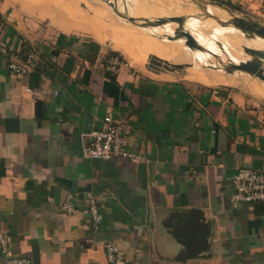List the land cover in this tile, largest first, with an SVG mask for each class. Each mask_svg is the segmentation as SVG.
<instances>
[{"label":"crops","instance_id":"0c3cea01","mask_svg":"<svg viewBox=\"0 0 264 264\" xmlns=\"http://www.w3.org/2000/svg\"><path fill=\"white\" fill-rule=\"evenodd\" d=\"M216 1L241 8L237 0ZM188 4L173 2L163 10L186 15L184 26L204 32L205 39L215 17L228 18L217 5V13L204 9L203 19L190 16L195 9ZM252 15L264 19V4ZM0 16L9 17V48L17 55L23 51L20 57L33 54L24 74L7 68L8 56L0 58V232L9 239L10 254L26 256L31 264H112L103 247L109 239L137 264H264V204L232 201L230 183L237 167L264 170V103L227 87L239 78L223 70L224 59L168 58L185 64L182 78L128 65L111 74L101 66L113 51L100 43L106 41L71 37L65 32L73 31H60L51 20L57 30L30 27L1 7ZM127 26L149 37V48L145 42L140 53L130 45L137 64L124 54L131 66L143 67L159 38ZM253 39L250 47L264 49L263 38ZM161 41L170 49L178 44ZM248 57L243 52L234 62ZM24 86L35 92L26 93ZM245 88L264 98V82L247 79ZM113 109L129 117L127 139L144 154L143 163L83 156L89 143L84 133ZM88 191L103 216L96 231L84 199ZM67 195L77 207L73 214L62 207ZM190 210L202 211L201 222L210 221L211 232L210 250L193 258L167 220Z\"/></svg>","mask_w":264,"mask_h":264},{"label":"built area","instance_id":"2783aa9c","mask_svg":"<svg viewBox=\"0 0 264 264\" xmlns=\"http://www.w3.org/2000/svg\"><path fill=\"white\" fill-rule=\"evenodd\" d=\"M237 4L243 10L257 13L259 7L264 4V0H237ZM8 20L9 17L0 16V58L2 55L8 56L7 68L15 74H24L30 69L33 54L28 53L26 56L20 57L9 48L4 38V27ZM118 56L117 54L106 56L102 62V68L111 74H116L123 65H127ZM23 89L29 94L35 92L28 86H24ZM130 128L131 125L127 115L114 109L106 111L100 126L84 133L89 143L83 148V156L103 160H126L134 165L143 163L145 161L144 154L138 149L136 144L127 139ZM230 183L233 187L232 201L264 204V170H257L248 166L237 167L230 177ZM84 199L91 229L96 231L103 224V216L97 199L90 191L84 193ZM62 207L68 214H73L77 211V207L70 195H67L64 199ZM8 244V237L3 232H0V255L4 259L3 264H31L30 259L26 256L10 254ZM103 247L110 263L137 264L136 262L128 261L124 252L113 241L106 239L103 242Z\"/></svg>","mask_w":264,"mask_h":264},{"label":"rangeland","instance_id":"374dc122","mask_svg":"<svg viewBox=\"0 0 264 264\" xmlns=\"http://www.w3.org/2000/svg\"><path fill=\"white\" fill-rule=\"evenodd\" d=\"M193 1H196V2H193ZM173 2L179 3L183 6L190 3V5L195 9V11L192 12V14L190 16H195L197 18L203 19L206 17V14L204 13V7H205L206 3H210L213 5L220 6L227 11L228 18L225 20L229 21L231 18H233L236 15V16H241V17H245V18H251L254 21H257L259 23L261 21H264L263 18H260L259 16H256V15H252L253 13L249 12L248 10L246 11V10H243L242 8H233L230 6V5H232L231 3H229L230 5H226V3L219 4V2L221 3L222 1H218V3H217V1L215 2V0H188V1H184V2L182 0H0V7L3 10H5L9 15H11L13 18L18 19V20L23 21V22H28L31 25L30 27H32L33 23H36V26H33V27L38 26V28L39 27L42 28L43 31H51V30H57L59 27L56 24H54V25L57 26L58 28L54 27L50 23L48 18L47 19L46 18L41 19V18L33 17V15H31V14L34 13L35 15H39L42 17H44L42 14H48V13H50V14L52 13L51 15H53L54 13H55V15H58L59 10L55 9V5L61 6V4H62L66 8H70V10L72 9L75 11H81L83 13H87L88 15L93 16L94 18H97L98 20L101 19L103 21H107V22H111V23H113V21L114 22L119 21V22L126 23V25H133L136 27L135 29L137 31H139L140 33L143 32L144 30H150L155 35H157V37L159 39L163 40V38L155 31V25L152 26L149 24L148 25L143 24L142 20H139V19H142V18L154 19L156 17L169 16L170 14L167 11H164L163 8L167 9V7L172 5ZM33 5L34 6H36V5L40 6L41 8L48 11V13L47 12L44 13L41 11L35 12L34 11L35 9H33V11H31L30 9ZM42 5H46V6H42ZM47 5H49L50 7H47ZM50 14H48V15H50ZM124 15L127 17H129V16L136 17V20L135 21H129L126 17H124ZM179 16H186V15H179ZM217 19H215L216 24L211 25V27L207 31H205V33H211V34H214L216 36V38H214L212 40L209 39L208 41H210V40H211V42L213 40L216 41L215 43H213L215 46L214 50L219 55H221V52H223V53L226 52L225 55H230L232 57L233 56L239 57L241 54L239 55L237 53V50H238V47H239V49L242 47L241 49L243 50L242 43L236 41V39L233 38V36L230 33L231 30L225 31L224 27L221 24L219 25V22L217 21ZM57 21L59 23L65 24L66 26L71 25L67 20L63 21V20L58 19ZM185 22L186 21L183 22V28H185V26H184ZM261 24L264 25V23H261ZM163 25H165L167 27L169 33H171V35H170L171 37H168V38H170V39L176 38V40H177V38H181L179 45H182V47H184V48H181V50L183 52H186L185 47L187 48L188 46L185 43V39L182 37H178L174 34V30L177 29L178 25L173 22V25L175 27V28H172L173 31L171 30L169 22H167ZM25 27H26V29L30 28L27 25ZM60 29L61 28H59V30ZM61 30H63V29H61ZM64 31H67V30H64ZM65 33H68L71 37H84V38H88V39H94L90 35H88L87 33H84V32L82 33V32H78V31L77 32L73 31V32H65ZM203 33L204 32L200 33L201 35L196 37V40L198 43H203V44L206 43L207 39H205L206 36ZM191 34H194V33H191ZM139 35L140 34H138L136 32V33H134V36H132V37L128 36L127 38H123L124 40L128 39L127 41L133 45L134 50H136L137 52H139L138 49H140L141 47L143 49H145L146 45L144 43L146 42V40H149V37L146 38L145 42L141 43V45H140V42L136 41V37H138ZM218 37H220V38L217 39ZM253 42H255V41H253ZM100 43L102 44L103 47L109 49L110 51L111 50L116 51L119 54L118 57L124 63H127V65L129 67H131L132 69H135L136 71L141 72V73L143 72L146 74L153 75L154 71H151V70L146 68V65L148 63V59L144 65L145 67L144 66L140 67V68L139 67H133L129 64V61L124 56V54H122L119 50L114 49L109 42H100ZM149 44L150 43H147V48H149ZM157 45H158L157 43L156 44L154 43V46L152 47L150 55L153 53V49L156 48ZM147 48H146V50H148ZM243 52H244V50H243ZM180 56H182V55H180ZM177 59H178L177 61L179 62L181 60H184V57H182V58L180 57ZM223 62H224L223 63L224 66L228 64V61L226 59ZM181 64H183L182 68H178L174 71H171L172 75H174V77H176V78H182L183 77L185 64L184 63H181ZM219 66H221V65L219 64ZM205 68H206V70H210L209 69L210 67L205 66ZM263 68H264V62H263ZM223 70H224V68H223ZM162 71H167V70H162ZM235 72H236V76L239 78V82L234 86H227V85H221V86L236 87V88L242 90L243 92H245L247 94V96L253 98L254 100L256 99L259 102L264 103L263 97L253 95L248 90H246V88H245L247 79L248 80L257 79L260 82H263V81H261L258 77L252 76V75H250L246 72H243V71H235ZM244 75L247 76L248 78L244 79L243 78Z\"/></svg>","mask_w":264,"mask_h":264},{"label":"water","instance_id":"95a60500","mask_svg":"<svg viewBox=\"0 0 264 264\" xmlns=\"http://www.w3.org/2000/svg\"><path fill=\"white\" fill-rule=\"evenodd\" d=\"M124 17H126L129 21L136 20V17H127L125 15ZM139 20H142L143 24H149L152 26L162 25L167 22H174L178 25L177 29L174 30V34L178 37H184L187 46L191 48H203L202 45H200L197 40L193 37V35L183 28L185 16L169 15L164 17H156L154 19L142 18ZM217 21L223 26L228 24L233 25L246 37L264 38V25L257 21H254L251 18H245L235 15L229 21L220 19H217ZM243 50L245 54L249 55L250 57L238 62H232L228 60V64L225 66L223 65L224 70L227 73L243 71L252 76L258 77L261 81L264 82V49H258L243 45ZM182 67L183 64L181 63H170L169 61L154 54H151L149 56L148 63L146 65V68L151 71H154V73H158L162 70L174 71ZM40 108V102H37L36 109L38 110V114H40ZM202 218V211L196 212L194 210H190L186 213L176 212L171 215L170 218L167 219L168 222H172H169L168 224H170L169 226L172 228L173 235L177 238L178 241L183 244L186 255L191 258L196 257L197 254L201 252H207L210 250V221L202 223Z\"/></svg>","mask_w":264,"mask_h":264},{"label":"bare ground","instance_id":"6f19581e","mask_svg":"<svg viewBox=\"0 0 264 264\" xmlns=\"http://www.w3.org/2000/svg\"><path fill=\"white\" fill-rule=\"evenodd\" d=\"M172 8H176V7L173 6ZM55 9L59 10V14L57 15V17H55L56 15L54 12H53L54 13L53 15H51V14L50 15L42 14V15L44 17L48 18L49 21L51 20V22L53 24H56L59 28H61L63 30L76 31V32L78 31V32H82V33L84 32V33H87L91 36H94V38H98L102 41L110 42L111 45L115 49L120 50L121 53L125 54V56H127L130 59V61H132L131 63H134V64L138 63L137 55L133 52L132 48L130 47L131 43H129L127 41L128 39H125V40L123 39V38H127L128 36L129 37L134 36L133 31L130 28H128L126 23H124V22H118L117 23L114 21H113L114 23H110V24L103 23V22H101L102 20L100 21L97 18H94L93 16L88 15L87 13H83L81 11H75L72 9L70 10V8H66L62 4H61V6L55 5ZM204 9L211 12V13L212 12L213 13L218 12L216 6L212 5L210 3H206ZM56 18L63 20V21L67 20L71 25L66 26L63 23H59L57 21L58 19L56 20ZM171 24H172V27L175 28L173 25V22ZM184 29H186L190 33H194L192 35L194 36L195 39H196V37L201 35L200 33H202L201 31H192L191 29H189L187 27H185ZM155 31L164 40H166L167 43H169V44L171 43V39L168 38L169 36L165 32V30L163 29L162 25H155ZM208 37L209 38L206 41V43L208 42L207 44L206 43L205 44L199 43L200 45H202V47H203L202 49H199V48L194 49V48H191L188 46L187 48L185 47L186 52H183L181 50V48H184V47H182V45H179L181 38H177V40H178L177 46L171 47V49L169 47H167L166 45H164V43L161 40L157 39L155 44L157 43L158 45L156 46V48L153 49L152 54H154L158 57H161L167 61H168V58L173 59L176 57H178V58L184 57V59H186L188 57H197L199 59H208L211 61L222 60L223 58H221V56L214 50L215 46L213 43H215L216 41L213 40L211 42V40L216 38V36L214 34L209 33ZM182 38H184V37H182ZM219 38L220 37H218L217 39H219ZM258 38L260 39V37H255L254 39L256 40ZM209 39H211V40L208 41ZM136 41L140 42V45H141V43L145 42V38H143L142 34H141L138 37H136ZM241 48L238 50L240 52V54L243 53V50ZM155 51L157 54L154 53ZM180 55H182V56H180ZM164 56H166L167 58H164ZM232 62H234V61H232Z\"/></svg>","mask_w":264,"mask_h":264},{"label":"flooded vegetation","instance_id":"af4514ba","mask_svg":"<svg viewBox=\"0 0 264 264\" xmlns=\"http://www.w3.org/2000/svg\"><path fill=\"white\" fill-rule=\"evenodd\" d=\"M223 26V25H222ZM224 27V29H225V31L226 30H231V35L233 36V38H235L236 39V41H238V42H241L242 43V45H246V46H250V43H251V41H252V39L253 38H249V37H246L244 34H242V32L241 31H239L238 29H236L233 25H231V24H228V25H224L223 26ZM234 31V32H233ZM236 32V33H235ZM238 39V40H237ZM253 41H255L254 39H253ZM239 45V44H238ZM238 50H239V47H238ZM238 50H237V52H238ZM226 54V52H221V58H223V59H226L227 61L228 60H233V61H235V60H238L239 59V57H235V56H230V55H225Z\"/></svg>","mask_w":264,"mask_h":264},{"label":"trees","instance_id":"16d2710c","mask_svg":"<svg viewBox=\"0 0 264 264\" xmlns=\"http://www.w3.org/2000/svg\"><path fill=\"white\" fill-rule=\"evenodd\" d=\"M219 4H221V3H219ZM226 5H230L229 3H226ZM231 7H233V8H239V7H237V6H234V5H230ZM23 51H20L19 52V55H21V53H22ZM111 54H117V55H119L116 51H112V52H110ZM238 54H240V52H237ZM22 56H24V55H22ZM229 61H233V60H229ZM107 72V71H106ZM108 73V72H107Z\"/></svg>","mask_w":264,"mask_h":264}]
</instances>
